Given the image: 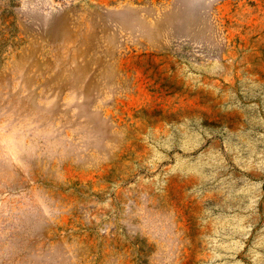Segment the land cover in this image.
Returning <instances> with one entry per match:
<instances>
[{"label": "rangeland", "instance_id": "obj_1", "mask_svg": "<svg viewBox=\"0 0 264 264\" xmlns=\"http://www.w3.org/2000/svg\"><path fill=\"white\" fill-rule=\"evenodd\" d=\"M0 264H264V0H0Z\"/></svg>", "mask_w": 264, "mask_h": 264}]
</instances>
